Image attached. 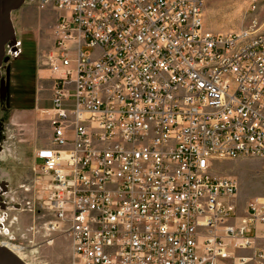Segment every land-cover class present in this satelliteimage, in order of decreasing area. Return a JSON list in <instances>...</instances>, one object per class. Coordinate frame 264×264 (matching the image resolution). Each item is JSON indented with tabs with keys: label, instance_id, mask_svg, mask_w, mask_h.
Returning a JSON list of instances; mask_svg holds the SVG:
<instances>
[{
	"label": "built area",
	"instance_id": "2783aa9c",
	"mask_svg": "<svg viewBox=\"0 0 264 264\" xmlns=\"http://www.w3.org/2000/svg\"><path fill=\"white\" fill-rule=\"evenodd\" d=\"M205 3L39 0L59 13L39 56L52 135L13 209L80 264H264V196L241 213L239 180L217 173L264 158V29L214 32ZM6 218L0 244L29 257Z\"/></svg>",
	"mask_w": 264,
	"mask_h": 264
},
{
	"label": "rangeland",
	"instance_id": "374dc122",
	"mask_svg": "<svg viewBox=\"0 0 264 264\" xmlns=\"http://www.w3.org/2000/svg\"><path fill=\"white\" fill-rule=\"evenodd\" d=\"M58 15L51 7L41 8L39 0H23L12 9L15 39L5 43L8 60L0 66L6 82V89L0 86V214L7 212L6 227L27 246L30 256L23 259L28 264H80L63 234H52L53 241L47 243L41 233L35 232V214L28 209H13L14 204L34 199L33 188L29 192L24 188L32 186L36 177L37 145L51 138L50 122L43 111L51 105L53 82L42 75L39 56L54 43ZM255 18L259 20L258 31L263 30L264 0H206L205 24L214 32L248 30ZM263 169L264 158L218 162V174H230L239 180L240 212L248 201L264 196ZM6 237L0 232V240Z\"/></svg>",
	"mask_w": 264,
	"mask_h": 264
},
{
	"label": "water",
	"instance_id": "95a60500",
	"mask_svg": "<svg viewBox=\"0 0 264 264\" xmlns=\"http://www.w3.org/2000/svg\"><path fill=\"white\" fill-rule=\"evenodd\" d=\"M22 2L23 0H0V66L5 58V43L15 39L10 12L12 9L19 7ZM0 264L25 263L10 249L0 245Z\"/></svg>",
	"mask_w": 264,
	"mask_h": 264
},
{
	"label": "crops",
	"instance_id": "0c3cea01",
	"mask_svg": "<svg viewBox=\"0 0 264 264\" xmlns=\"http://www.w3.org/2000/svg\"><path fill=\"white\" fill-rule=\"evenodd\" d=\"M41 73H42V75H44V76H46V77H50L51 79H52V72L48 69V68H42L41 69ZM51 106V105H50ZM49 106V107H50ZM48 107V108H49ZM52 131V130H51ZM51 135H52V133H51ZM50 143V140H49V142H47V143H41L40 145H37V147H36V151L39 149V148H41L42 146H44V145H48ZM36 151H35V160H34V164H35V167H37V165L38 164H40L39 163V160L36 158ZM244 211H245V206H244V210L243 211H241V213H244Z\"/></svg>",
	"mask_w": 264,
	"mask_h": 264
},
{
	"label": "flooded vegetation",
	"instance_id": "af4514ba",
	"mask_svg": "<svg viewBox=\"0 0 264 264\" xmlns=\"http://www.w3.org/2000/svg\"><path fill=\"white\" fill-rule=\"evenodd\" d=\"M16 48V47H15ZM4 60H8V57L5 55V58H4ZM3 60V61H4ZM0 86H2L3 87V89H6V82H5V80L2 78V76H1V74H0Z\"/></svg>",
	"mask_w": 264,
	"mask_h": 264
},
{
	"label": "bare ground",
	"instance_id": "6f19581e",
	"mask_svg": "<svg viewBox=\"0 0 264 264\" xmlns=\"http://www.w3.org/2000/svg\"><path fill=\"white\" fill-rule=\"evenodd\" d=\"M1 245V244H0ZM3 246V245H2ZM8 248V247H7ZM10 249V248H8ZM19 259H21L25 264H28L21 255H19L17 252L13 251L12 249H10Z\"/></svg>",
	"mask_w": 264,
	"mask_h": 264
}]
</instances>
